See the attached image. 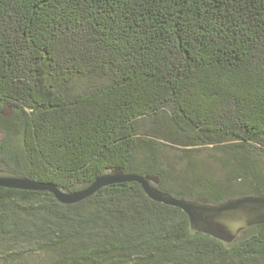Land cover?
<instances>
[{
  "label": "trees",
  "instance_id": "16d2710c",
  "mask_svg": "<svg viewBox=\"0 0 264 264\" xmlns=\"http://www.w3.org/2000/svg\"><path fill=\"white\" fill-rule=\"evenodd\" d=\"M0 132V168L68 192L118 168L264 196V0H0ZM0 264H264V224L226 244L135 182L74 204L0 187Z\"/></svg>",
  "mask_w": 264,
  "mask_h": 264
},
{
  "label": "water",
  "instance_id": "95a60500",
  "mask_svg": "<svg viewBox=\"0 0 264 264\" xmlns=\"http://www.w3.org/2000/svg\"><path fill=\"white\" fill-rule=\"evenodd\" d=\"M156 175L125 173L111 169L97 176L79 190L65 191L46 183L0 168V187L6 189L51 193L62 204H74L94 195L101 188L115 183L135 182L148 198L177 207L188 217L190 229L223 243H232L242 231L264 224V196H244L220 203L175 198L158 188Z\"/></svg>",
  "mask_w": 264,
  "mask_h": 264
},
{
  "label": "rangeland",
  "instance_id": "374dc122",
  "mask_svg": "<svg viewBox=\"0 0 264 264\" xmlns=\"http://www.w3.org/2000/svg\"><path fill=\"white\" fill-rule=\"evenodd\" d=\"M1 135V132H0ZM199 150L192 153V162L195 163L196 167H199L200 169H197L199 171H202L205 175L219 178L221 177L223 173V166L219 164L218 162H215L211 157L212 154H214V151L211 149V147H198ZM171 151V150H170ZM181 153L177 150H173V152H167L165 154V161L167 164L174 165L175 169H178L179 165H175L176 162H178L179 158L178 155ZM175 155V157L173 156ZM186 163V161H185ZM186 166H182V171H184L183 168ZM83 187H79L76 190L82 189ZM195 200V199H194Z\"/></svg>",
  "mask_w": 264,
  "mask_h": 264
}]
</instances>
